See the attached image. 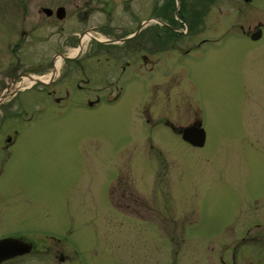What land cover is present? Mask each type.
<instances>
[{"label": "rangeland", "instance_id": "obj_1", "mask_svg": "<svg viewBox=\"0 0 264 264\" xmlns=\"http://www.w3.org/2000/svg\"><path fill=\"white\" fill-rule=\"evenodd\" d=\"M189 1L0 0V146L19 132L5 210L20 236L44 229L72 245L68 264L228 263L240 239L238 262L263 257L248 229L264 225V0ZM58 7L66 14L41 12ZM164 12L179 38L162 47L159 20L153 37H134ZM79 27L94 33L70 39ZM80 48L81 66L53 57ZM65 87L70 104L53 102L48 92ZM97 90L105 99L91 109L83 100ZM199 121L202 148L172 129Z\"/></svg>", "mask_w": 264, "mask_h": 264}, {"label": "flooded vegetation", "instance_id": "obj_2", "mask_svg": "<svg viewBox=\"0 0 264 264\" xmlns=\"http://www.w3.org/2000/svg\"><path fill=\"white\" fill-rule=\"evenodd\" d=\"M182 2V0H180V3ZM189 2H193V0H190ZM195 3V2H193ZM58 9H62L61 7L56 8L55 10L53 9H49V8H43L41 9V12L46 15V17L52 19V15H55L56 18L59 17V15H65L66 11L65 10H61L58 11ZM86 9V10H85ZM85 9L82 10H78V13L81 15L85 14L88 17L89 14V10H91L90 7L86 6ZM167 12L162 13L161 18H156L157 20H153L152 17L148 18L145 21H141L137 27V30L135 32H133V35L135 37V35L139 34L142 30H148L150 32V34L153 35L155 34V32H157L156 30H159V23L156 24L155 29L152 25L154 22L153 21H161L162 22V30L164 32V36L162 37V47L166 46L168 43H170V41L172 39H176L179 38L181 34H183L181 28H176L174 27V25H172L168 18H166ZM159 20V21H158ZM87 22V21H86ZM85 22V23H86ZM180 24H183V20L181 19V21H179ZM192 28V23L189 22V27L187 29V32ZM154 31V32H153ZM93 31H89L88 29H84L83 27H79L77 30H73L70 33V36L72 39L77 38L79 40V38H81L83 35H87L89 37H91L90 33ZM94 33V32H93ZM69 36V37H70ZM127 37H125L126 39H132L133 36L132 34H128L125 35ZM88 37V38H89ZM87 37H84L83 39H81L82 42H86L88 40H90V38L86 39ZM122 38V39H125ZM121 40V39H120ZM151 38L149 39L147 45H151L150 42ZM170 40V41H169ZM125 43V42H124ZM99 46V45H98ZM81 49V48H80ZM78 49L77 51H75V55L74 52L73 54L75 55V57H68L64 51H56L55 54L53 55V57L55 55L57 56H64L65 58L63 59V64L66 65L67 63L70 64H75L76 66H81L82 61L84 60L85 55H82L81 52L82 49L80 50ZM101 49V48H99ZM80 50V51H79ZM101 51H99V54L97 55H101ZM64 52V53H63ZM82 55V56H80ZM57 56L56 58L52 57L51 60V68L55 67V61L57 60ZM58 61V60H57ZM87 63L85 64L84 68L85 70H87ZM61 76V73L59 75V77ZM89 79L87 78L85 80L86 85L89 84ZM84 82L77 80V82L75 83L76 86V90H80V91H84V94H86V87L82 86L80 84H82ZM73 90V89H72ZM77 90V91H78ZM70 92H71V88H52L48 94L52 97L53 102L55 103H61L64 102V104H70ZM98 93H93L95 100H89L87 99L86 101L83 100V102H85L84 104L87 105V107L93 109L95 107H97L98 105H100L101 103H103L104 99H105V94L104 91L102 90H97ZM115 100L117 99V97L114 98ZM74 101V100H72ZM78 102V101H75ZM19 132H14L13 135H7L4 139V144L0 146V153H3L5 156H0V240L2 239H7V238H14V239H21L23 240L25 243H27L30 246V251L28 254L23 255V256H18L15 257L13 259H10L6 262H4L3 264H14L16 262H19L20 259H24L26 256L30 255V254H49L53 256L54 259V264H68L70 262L73 261V258L75 259V255H77V251L74 249V247L69 244H65L66 245V249L63 250L62 247H60V244H62L63 242H61V239L53 236L51 234H46V233H54L53 231H49V230H44V229H35V231L39 234H35L33 235H29L27 236H20V219L19 218H15L14 215H10L9 212L7 210H5V206L7 203H5V195L3 192V187L2 183L5 182V179L8 175H10V165H11V159H12V150L15 148L16 146V142L19 138L18 135ZM1 158H4V160L2 161ZM258 201L259 203L264 204V194H260L258 197ZM263 222H264V215L259 217ZM251 233H255L256 235L253 236L252 239V244L253 245H258L261 246L260 247V252L263 254V257L258 258L256 261L253 262H248L247 264H264V225H262L261 223L257 224L256 226L252 228L248 229V234ZM40 233H43V235H41ZM49 235V236H48ZM30 239V240H26ZM30 241V242H28ZM246 240L244 239H240V242H238L239 244H234L233 245V253L232 256L229 257L228 259V263L224 261V259L221 257H219V264H245L242 262H238V258H237V253L239 252L241 246L240 244H245ZM36 242V244H35ZM53 242V244H52ZM54 252V254H53ZM257 252L259 254V252L256 249H253L251 251V254ZM82 264V263H81ZM87 264H93L92 262H89ZM183 264H192L189 261H183Z\"/></svg>", "mask_w": 264, "mask_h": 264}, {"label": "water", "instance_id": "obj_3", "mask_svg": "<svg viewBox=\"0 0 264 264\" xmlns=\"http://www.w3.org/2000/svg\"><path fill=\"white\" fill-rule=\"evenodd\" d=\"M249 1V0H246ZM262 32L260 29L251 35L252 40L261 38ZM181 135L183 141L187 142L193 147L202 148L205 145L206 133L201 126V122L196 125L174 129ZM30 246L19 239H4L0 241V264L4 261L12 259L16 256H22L29 253Z\"/></svg>", "mask_w": 264, "mask_h": 264}, {"label": "bare ground", "instance_id": "obj_4", "mask_svg": "<svg viewBox=\"0 0 264 264\" xmlns=\"http://www.w3.org/2000/svg\"><path fill=\"white\" fill-rule=\"evenodd\" d=\"M82 48H83V47H82ZM80 50H81V49H80ZM74 54H75V52H74ZM75 55H77V54H75ZM62 64H63V63H62ZM57 65H58V62H57ZM57 65H56V67H57ZM57 69H58V67H57ZM49 74H50V73H49ZM53 75H54V74H53ZM33 76H34V75H33ZM29 77H30V76H29ZM32 78H33V77H32ZM27 79H28V78H24L25 81H28ZM39 79H41V78H39ZM34 80H36V78L33 79V80L30 79L28 82H29V83H32ZM43 80L47 81V79L44 78V77H43L42 81H43ZM53 81H54V80H53ZM20 82H21V81H20ZM39 82H40V80H39ZM21 83H22V82H21ZM33 84H34V83H33ZM19 85H20V84H19ZM19 85H17V84L15 85V84H14L13 86H11L10 89H13V88H15L16 86H19ZM27 85H28V84H27Z\"/></svg>", "mask_w": 264, "mask_h": 264}]
</instances>
